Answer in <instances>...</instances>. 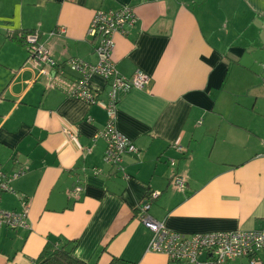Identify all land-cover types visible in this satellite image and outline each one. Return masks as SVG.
I'll list each match as a JSON object with an SVG mask.
<instances>
[{
  "label": "crops",
  "instance_id": "crops-1",
  "mask_svg": "<svg viewBox=\"0 0 264 264\" xmlns=\"http://www.w3.org/2000/svg\"><path fill=\"white\" fill-rule=\"evenodd\" d=\"M123 5L134 7L137 21L115 34L113 60L124 75H150L117 105L118 130L140 148L124 155V172L105 161L106 140L96 137L107 122L104 107L67 89L78 76L69 58L98 61L88 34L95 12ZM59 26L66 31L49 36ZM34 30L55 69L28 62L23 37ZM89 81L106 101L110 82L99 74ZM65 125L79 131L77 141ZM170 158L186 172L183 190L171 184ZM0 166L8 173L28 167L1 194L0 208L19 210L21 197L30 199L29 228L0 227V264H38L48 243L71 241L88 264L214 258L206 251L194 263L150 250L145 204L179 232L264 229V0H0ZM153 191L159 195L149 201Z\"/></svg>",
  "mask_w": 264,
  "mask_h": 264
},
{
  "label": "built area",
  "instance_id": "built-area-1",
  "mask_svg": "<svg viewBox=\"0 0 264 264\" xmlns=\"http://www.w3.org/2000/svg\"><path fill=\"white\" fill-rule=\"evenodd\" d=\"M137 21V14L131 5L118 8L98 9L90 23L88 34L94 39L95 53L98 61L89 63L79 57L67 60L69 68L78 74L77 78L68 84V93L71 96L83 99L89 104H100L107 112L105 127L98 132L96 137L106 140L104 159L124 172L123 159L125 154H139L140 148L129 137L121 133L116 126V109L120 94L134 88H143L150 81V75L142 70H137L133 75L122 74L113 60L115 49V34L125 33L126 26ZM65 27L59 26L49 33V36L62 34ZM40 31L34 30L25 34V41L29 51L28 62L33 68L46 72L55 69L59 63L54 58L50 47L40 39ZM59 76L64 74L59 70ZM54 73H56L54 71ZM58 74H51L50 79H60ZM99 74L110 82L107 100L100 99V93L90 84V76ZM50 75V73H49ZM63 132L70 141H77L79 131L72 125H65ZM175 148L185 154L187 149L182 145ZM173 167L171 184L174 188L183 190L187 185L186 172L176 170V159L170 158ZM100 169H95L98 173ZM28 167L8 173L0 166V198L3 192L13 191L12 182L25 175ZM126 175V173H125ZM82 186L76 185L74 193H80ZM150 199L158 197L159 192L149 193ZM148 204L144 205L140 218L146 227L152 230L153 236L149 249L167 254L172 259L187 260L198 263L199 257L206 251L214 254V258L206 264H224L228 260L248 257L251 264H264V229H235L217 230L209 232L185 233L169 229L160 221L147 214ZM30 199L21 197V209L7 210L0 208V227L8 226L13 229L29 228Z\"/></svg>",
  "mask_w": 264,
  "mask_h": 264
},
{
  "label": "trees",
  "instance_id": "trees-1",
  "mask_svg": "<svg viewBox=\"0 0 264 264\" xmlns=\"http://www.w3.org/2000/svg\"><path fill=\"white\" fill-rule=\"evenodd\" d=\"M24 43L25 39L23 37ZM150 194L148 200L150 201ZM38 264H88L74 254V242L56 245L50 242L46 245ZM109 264H133L123 258L113 257Z\"/></svg>",
  "mask_w": 264,
  "mask_h": 264
},
{
  "label": "water",
  "instance_id": "water-1",
  "mask_svg": "<svg viewBox=\"0 0 264 264\" xmlns=\"http://www.w3.org/2000/svg\"><path fill=\"white\" fill-rule=\"evenodd\" d=\"M146 205V204H145ZM144 206V205H143Z\"/></svg>",
  "mask_w": 264,
  "mask_h": 264
}]
</instances>
